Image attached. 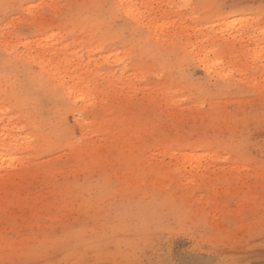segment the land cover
<instances>
[{"label": "rangeland", "instance_id": "rangeland-1", "mask_svg": "<svg viewBox=\"0 0 264 264\" xmlns=\"http://www.w3.org/2000/svg\"><path fill=\"white\" fill-rule=\"evenodd\" d=\"M0 264H264V0H0Z\"/></svg>", "mask_w": 264, "mask_h": 264}, {"label": "bare ground", "instance_id": "bare-ground-1", "mask_svg": "<svg viewBox=\"0 0 264 264\" xmlns=\"http://www.w3.org/2000/svg\"><path fill=\"white\" fill-rule=\"evenodd\" d=\"M77 76H78V75H77ZM79 79H80V78H79ZM78 83H80V82H78ZM77 86H80V84H77V85H70V86L68 87V91H69V92H71L70 89L73 90V87H76V88H77V90H75V91H76V94H75V96H74V98H75L76 101H78L79 99H83V98H85V96L87 95V92H86L84 89H83V92H80L81 90L78 89Z\"/></svg>", "mask_w": 264, "mask_h": 264}]
</instances>
